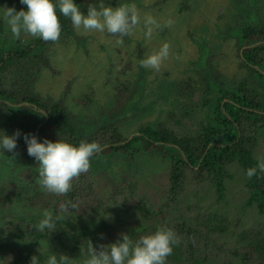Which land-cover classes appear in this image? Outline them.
I'll use <instances>...</instances> for the list:
<instances>
[{
    "label": "trees",
    "instance_id": "obj_1",
    "mask_svg": "<svg viewBox=\"0 0 264 264\" xmlns=\"http://www.w3.org/2000/svg\"><path fill=\"white\" fill-rule=\"evenodd\" d=\"M166 1L158 0L157 4ZM187 1H184L185 8H188ZM76 2L85 12L90 5L86 0ZM239 15L245 19L238 21L239 57L249 74L235 82H226L208 60L209 64L199 65L203 67L200 74L205 84L201 88L200 103L192 107V100L188 101L189 106L184 107V115L195 110L204 111V119L196 130H179L168 120H160L139 124L132 136L124 135L110 116L104 119L95 117L79 124L70 122L76 116L62 99L52 101L34 91L41 68L51 67L45 47L52 41L30 35L19 40L12 37L8 41L3 37V23L0 22V131L9 135L20 132L14 153L0 151L2 156L11 157L20 153L34 160L28 155L25 134H34L40 140L96 141L104 150L94 155L92 160L100 156L133 159L139 152L153 153L168 162L169 180L163 193L161 212L149 196L139 194L138 182L133 178H125L122 185L109 192L102 191L92 166L73 179L67 194L48 193L38 184L25 190L23 201L30 208L55 212L62 205L75 203V210L69 208L71 215L95 219L97 225L78 227L73 224L75 233L70 244L58 228L52 233L36 231L33 228L39 221L36 217L18 215L9 218L2 225L9 236L0 245V257L4 264H30L33 255H41L34 253V245L48 237L52 240V247L46 253H66L76 264H82L90 240L99 247L103 244L102 232L111 228L108 222L97 218L109 210L127 212L128 201L134 197H137L135 207L147 219L160 213L163 217L156 223L134 227L128 233L133 240L155 231L158 226L170 227L180 240L166 264H211L213 260H219L221 264H264V172L258 171L252 178L246 175L249 168L255 167L258 160L264 158L258 154L264 142V20L259 10L252 17ZM60 22V39L73 37L75 28L71 20L61 16ZM134 84L135 88L128 83L122 85L118 103H122L132 91L142 88L141 78ZM179 89L189 100L198 90L191 79L181 80ZM91 92L93 89L78 100L85 108L93 102ZM10 106H15V109ZM43 113L46 114L41 115ZM170 114L169 120L176 118V125H180L183 118ZM82 128L92 130L81 134ZM234 165L244 173L243 188L247 192L240 210L255 207L259 216L254 225L247 227L242 225L241 213L231 218L227 213L208 208L188 196L189 184L207 185L214 191L216 201L224 202L228 197V181L233 177ZM23 174L31 177L32 171L26 169ZM17 188L15 183L0 184V207L8 209L15 203L14 191ZM195 197H198L197 193ZM228 234L229 238L231 235L237 238L236 243H230L225 236Z\"/></svg>",
    "mask_w": 264,
    "mask_h": 264
},
{
    "label": "rangeland",
    "instance_id": "obj_2",
    "mask_svg": "<svg viewBox=\"0 0 264 264\" xmlns=\"http://www.w3.org/2000/svg\"><path fill=\"white\" fill-rule=\"evenodd\" d=\"M167 0L157 4L158 0H104L112 7L122 3H134L141 24H138L128 37L121 38L107 33L84 32L75 29V35L69 39L49 42L45 51L51 61V67H42L34 83V91L52 101L63 100L76 118L70 119L75 124L84 123L95 117L102 119L110 116L120 127L124 135L132 136L139 124L168 120L171 126L179 130H196L199 122L204 119V111H191L184 115L186 105L200 103L204 81L199 65L208 63L221 73L226 82H235L247 76L248 70L241 65L240 49L237 45L239 13L249 17L258 14L264 20V0ZM89 4L99 3V0H86ZM0 7H15L17 11L26 5L20 0H0ZM151 16L156 24L150 26L151 36L143 26V17ZM3 23V37L12 38L7 24L0 13ZM29 35L22 34V37ZM121 41V42H118ZM167 43L169 55L164 59L160 69H145L140 66V60ZM143 76V77H142ZM141 78L142 88L130 91L127 98L118 103L120 89L124 83L135 88V82ZM192 80L198 90L189 100L179 89L181 80ZM93 92V102L85 108L78 100L86 93ZM188 108V107H187ZM175 116L182 117L180 125ZM83 114V115H82ZM91 129L82 128L81 134L90 133ZM264 156V142L261 143L258 154ZM260 155V156H261ZM259 156V157H260ZM91 166L97 174L98 186L104 192L122 185L125 178H133L138 182L139 194L150 197L155 208L161 212L163 193L168 186V162L153 153H137L133 159L123 156H100L93 159ZM37 162L27 159L17 153L11 157L0 154V184L17 185L15 203L8 209L0 207V245L9 239L2 225L9 218L36 217L38 220L44 210L26 206L23 201L25 190L37 185ZM31 169L32 176L23 174ZM233 177L228 181V197L224 202H217L215 193L207 185L187 186L189 199L200 201L208 208H216L227 213L231 218L241 213L243 227L255 224L258 219L255 207L242 211L241 205L247 196L243 188L244 173L236 165L232 166ZM197 193L198 197H195ZM137 197L128 201V211L120 213L109 210V218L100 215L97 219L109 223L110 229L102 232L103 245L114 242L124 233L140 224L156 223L163 214L147 219L145 214L135 207ZM53 212V211H52ZM69 217L67 221H58V230L71 244V236L75 233L73 224L96 226L95 219ZM78 226V227H79ZM240 230V229H239ZM228 239L230 234L225 235ZM229 238L230 243H236L237 238ZM44 251L52 247L48 237L41 242ZM40 242L34 245V253L39 254ZM41 254V253H40ZM0 264H4L0 257ZM211 264H221L213 260Z\"/></svg>",
    "mask_w": 264,
    "mask_h": 264
},
{
    "label": "clouds",
    "instance_id": "obj_3",
    "mask_svg": "<svg viewBox=\"0 0 264 264\" xmlns=\"http://www.w3.org/2000/svg\"><path fill=\"white\" fill-rule=\"evenodd\" d=\"M26 5L17 11L15 7H0L2 18L14 39H21L27 34L44 41H56L61 34L60 17L70 19L73 27L84 32H99L118 36L121 41L128 37L133 29L141 24L134 3H122L112 7L99 0L83 11L76 0H20ZM143 26L146 35L151 36L150 26L155 25L153 17L145 15ZM118 41V42H121ZM169 55V45L164 43L159 50L151 52L140 60L145 69L159 70L164 59ZM15 109V106H10ZM39 113L38 111H35ZM43 113L41 115H45ZM20 132L9 135L0 131V151L14 153ZM28 155L37 162L36 183L48 193L67 194L72 188V181L81 173L87 172L94 155L104 148L96 141L72 143L67 140H40L36 135H24ZM264 172V158L258 160L255 167L246 172L252 178L257 172ZM69 208L75 210V203L62 205L55 212L44 210L33 228L40 233H52L58 228V221L63 223L69 217L74 218ZM105 219L109 218L108 214ZM40 242V241H39ZM180 243L177 234L167 226H158L155 231L141 235L133 240L131 234L124 233L119 239L107 245H87V254L82 264H166L175 245ZM41 255H33L30 264H76L66 253H46L40 242ZM42 256V258H41Z\"/></svg>",
    "mask_w": 264,
    "mask_h": 264
}]
</instances>
